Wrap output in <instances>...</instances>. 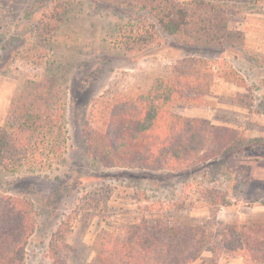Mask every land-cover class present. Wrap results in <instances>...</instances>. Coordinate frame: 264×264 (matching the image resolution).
<instances>
[{
    "label": "trees",
    "instance_id": "16d2710c",
    "mask_svg": "<svg viewBox=\"0 0 264 264\" xmlns=\"http://www.w3.org/2000/svg\"><path fill=\"white\" fill-rule=\"evenodd\" d=\"M97 1L142 14L115 34L116 46L125 52L143 51L156 42L160 32L193 49L244 45V33L230 26L238 11L234 2L243 0ZM66 10L65 2L53 0L44 11L32 62L42 60L44 46L37 42H49L64 22ZM213 63L203 57L182 58L170 76L155 77L145 90L114 98L100 111L92 110L83 128L87 155L109 167L168 172L181 178L186 196L194 189L209 212L229 205L225 191L216 190L232 178L227 159L261 138L173 110L175 105L206 104L205 94L216 76L245 85L236 70H219ZM66 140L59 86L52 77L27 79L0 125V172L45 169L60 163ZM110 194L107 186L86 192L60 222L48 244L52 264H74L78 244L68 242L67 236L79 218L85 223L98 218L95 254L83 264H192L204 251L211 253L212 264L225 257L241 258L243 264H264V222L241 223L227 231H218L210 217L196 224L171 223L169 211L186 208L189 202L184 199L175 206L160 203V217L112 224ZM35 216L29 198L0 192V264H25Z\"/></svg>",
    "mask_w": 264,
    "mask_h": 264
},
{
    "label": "rangeland",
    "instance_id": "374dc122",
    "mask_svg": "<svg viewBox=\"0 0 264 264\" xmlns=\"http://www.w3.org/2000/svg\"><path fill=\"white\" fill-rule=\"evenodd\" d=\"M52 1L0 0V125L25 80L52 77L60 88L67 136L60 163L45 169L22 167L0 172V192L25 196L36 210L25 264H52L47 253L52 233L86 192L100 186L111 191L112 224L160 217V203L175 206L184 199L190 205L171 208V223L196 224L210 217L218 231H227L241 223L264 222V0L234 2L238 11L230 26L244 33L241 48H187L160 32L154 44L135 53L119 49L114 38L121 26L142 14L97 0H61L67 8L65 20L49 42H37L44 46L42 60L32 62L38 22ZM185 57H203L216 68L220 66L219 70L231 67L244 78L245 85L216 76L205 94L206 104L175 105L173 110L261 138L227 159L232 178L216 190L225 191L229 205L216 213L209 212L194 189L186 196L181 178L168 172L105 166L90 158L85 149L83 128L92 110L100 111V106L114 98L145 90L155 77L170 76L173 66ZM97 222L98 218L87 223L79 218L73 223L67 239L78 244L74 264L94 256ZM192 264H212L211 253L204 251ZM219 264L243 262L225 257Z\"/></svg>",
    "mask_w": 264,
    "mask_h": 264
}]
</instances>
